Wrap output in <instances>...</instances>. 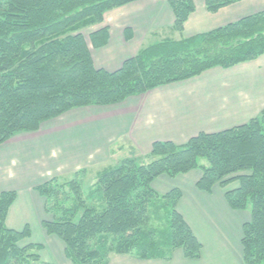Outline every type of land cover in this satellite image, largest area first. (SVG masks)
Listing matches in <instances>:
<instances>
[{
  "label": "trees",
  "instance_id": "1",
  "mask_svg": "<svg viewBox=\"0 0 264 264\" xmlns=\"http://www.w3.org/2000/svg\"><path fill=\"white\" fill-rule=\"evenodd\" d=\"M137 1L0 0V145L70 110L119 104L264 55L263 11L204 34L143 48L115 72L97 69L82 30ZM241 1L206 0L205 7L214 14ZM167 2L173 29L182 32L195 11L193 1ZM88 41L94 49L106 46L108 29L91 32ZM147 158H125L97 172L87 194L77 179L85 170L69 182L53 178L35 188L45 200L43 229L62 241L71 264H109L112 256L170 261L174 250L199 259L202 245L177 211L181 190L158 196L152 188L161 176L174 179L197 169L202 176L196 187L202 192L238 182L224 196L232 210H249L242 260L264 264V110L243 125L199 133L182 145L155 142ZM16 196L15 191L0 193V264H47L39 254L41 245L20 246L30 236L29 227L19 232L6 226ZM151 211L164 214L160 230L150 226Z\"/></svg>",
  "mask_w": 264,
  "mask_h": 264
},
{
  "label": "crops",
  "instance_id": "2",
  "mask_svg": "<svg viewBox=\"0 0 264 264\" xmlns=\"http://www.w3.org/2000/svg\"><path fill=\"white\" fill-rule=\"evenodd\" d=\"M167 1L139 0L107 12L102 25L94 27V31L108 29L107 45L99 49L88 45L94 66L112 73L143 48L204 34L264 11V0H243L211 14L206 0H192L195 11L183 31L177 32ZM263 110L264 55L119 104L76 108L42 123L35 132L19 133L0 145V193H17L6 226L19 232L29 227L30 236L24 241L41 245L39 254L45 263L71 264L62 241L43 229L48 217L36 187L80 170H103L125 158L147 157L155 142L182 145L199 133L243 125ZM201 176V171L193 170L169 178L182 192L178 212L202 245L199 259H186L177 251L170 261L113 256L109 264H244L242 227L250 221L249 211L228 206L227 188L199 191L196 184Z\"/></svg>",
  "mask_w": 264,
  "mask_h": 264
},
{
  "label": "rangeland",
  "instance_id": "3",
  "mask_svg": "<svg viewBox=\"0 0 264 264\" xmlns=\"http://www.w3.org/2000/svg\"><path fill=\"white\" fill-rule=\"evenodd\" d=\"M104 18V17H103ZM104 21V20H103ZM103 23V22H102ZM102 24H99V25H96V26H93V27H90V28H87L85 30H82V34L84 35L86 41L88 42V45H89V41H88V35L94 31V27H98ZM103 28V27H102ZM174 41V40H173ZM131 158V157H130ZM144 159V162H149L150 159H148L147 157H144L142 158ZM120 163V160L115 162L114 165L116 164H119ZM201 164L203 165H207L206 161L205 160H202L200 161ZM89 170V171H88ZM100 169H87L85 170L86 173L80 177H77V179L79 180V183L81 185V187L83 188L84 190V194H87L88 192V189L95 183L96 181V176H97V171H99ZM198 170V169H197ZM101 171V170H100ZM200 171V170H199ZM202 173V172H201ZM176 178V177H175ZM174 178V179H175ZM73 179V175H69V176H62V177H59L57 178V181H59L60 184H63V183H66V182H69ZM239 184L238 182H235V183H232L230 184L226 191L227 190H234L236 188H238ZM152 188L154 189V191L157 193L158 196H163L165 194H167L169 191H171L173 188H176V187H173L172 186V182L169 180V178H166V176H161L160 178H158L156 181H154L152 183ZM178 189V188H177ZM63 197V195H62ZM180 201V200H179ZM179 203V202H178ZM177 211H178V204H177ZM249 211V210H247ZM151 225L150 226H154L156 227L157 229H161L163 226H164V222H163V218L162 216L164 215L163 212H155V211H151ZM181 215V214H180ZM182 216V215H181ZM184 219V218H183ZM200 242V241H199ZM28 242L26 241H22L20 243V246H25L27 245ZM177 251H181V250H174L173 253L177 252ZM174 255V254H173ZM113 257V256H112ZM128 257H131V256H128ZM133 258V257H132ZM173 258V256H172ZM171 258V259H172ZM111 259V258H110ZM142 261V260H141ZM147 261H150V260H147Z\"/></svg>",
  "mask_w": 264,
  "mask_h": 264
}]
</instances>
